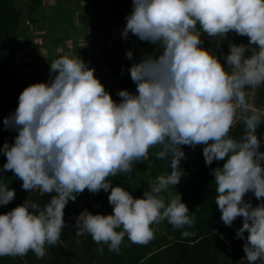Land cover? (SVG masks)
Here are the masks:
<instances>
[{
    "label": "clouds",
    "instance_id": "9594fccd",
    "mask_svg": "<svg viewBox=\"0 0 264 264\" xmlns=\"http://www.w3.org/2000/svg\"><path fill=\"white\" fill-rule=\"evenodd\" d=\"M121 36L129 34L153 45L151 53L128 68L135 91L120 89L119 101L77 56L62 55L50 63L48 81L26 86L15 111L3 126L16 132L0 146L6 162L0 174L11 172L23 190L50 199L43 205L26 199L0 213V257L37 259L55 246L67 227L64 209L85 190L108 192L110 214L82 210L75 217V234L91 235L101 247L119 253L124 237L146 245L153 225L167 221L176 229L195 224V215L180 193H162L179 184L186 159L184 147L202 146L205 165L215 184V204L225 226L237 218L236 238L244 240L248 264H264V151L258 128L264 111L254 107L248 90L264 85V0H131ZM230 33L248 44L229 42L219 55L204 46L207 36L216 46ZM240 136L230 135L237 117ZM150 150L170 162L140 197L111 178L131 176ZM261 201L253 206L245 196ZM15 198V189L0 182V207ZM183 236L195 235L184 231Z\"/></svg>",
    "mask_w": 264,
    "mask_h": 264
},
{
    "label": "trees",
    "instance_id": "16d2710c",
    "mask_svg": "<svg viewBox=\"0 0 264 264\" xmlns=\"http://www.w3.org/2000/svg\"><path fill=\"white\" fill-rule=\"evenodd\" d=\"M26 9V20L35 23L37 17L33 14L38 12L42 0H30ZM85 6L93 8L95 12H101L110 19L108 23L123 29L125 17L132 8L131 0H88ZM79 7V6H78ZM20 9L15 5L14 0H0V80L8 77L13 81V85L5 86L3 92L9 91L8 87L16 86L23 90L24 83L16 73V67L11 68L10 55L22 48V43L18 39L22 38L25 31L20 27ZM44 18V17H42ZM27 27V25H25ZM28 34V33H27ZM49 41L55 44L61 41V37H49ZM204 46L212 48L217 55L222 51L227 53L229 42L248 44L247 37L236 36L234 33L227 40L221 42V47L211 46L210 41L204 37ZM20 43V44H19ZM138 60L142 54L151 53L153 45L140 41L136 44ZM15 56V54H14ZM58 58V57H57ZM130 61V60H127ZM127 62L118 63L113 66L109 64L105 72L100 67H93L98 78H109L116 82L120 89L135 91V84L132 82L128 68L131 66ZM111 93L113 99L119 101L116 86L112 82L103 84ZM15 97H4L0 99V109L6 108ZM254 107L264 109V85L256 88ZM2 119H0V125ZM243 122L237 121L233 126L230 135L239 137L243 130ZM261 139V151H264V124L258 128ZM8 133L0 129V146L7 141L10 144ZM187 158L181 161L180 167L183 176L178 185L170 186L162 193L165 199H170L178 193L182 196V201L189 208V215H195V224L191 227L185 226L176 229L167 221L159 225H153L154 239L146 245L131 243L127 236L124 237L119 253L111 252L106 245L103 253L98 249L101 245L95 243L91 235L77 236L75 234V217L85 208L93 214H110L112 206L108 203V192L101 190L98 194L85 190L77 196L75 202L69 201L64 209V220L68 225L62 230L61 239L55 246H46L47 254L43 259H37L31 251L24 257H0V264H248L243 251L244 240L236 238V230L242 225V218H237L231 227L225 226L221 220V213L215 204V184L210 168L222 165L223 161L213 162L211 166H206L202 154V146L195 149L184 147ZM155 150H150L149 158L145 162H137L131 176L118 175L112 177L113 185H120L130 191L134 197L142 196L148 189L150 182H154L156 177L170 171V162L167 160H157L154 155ZM6 162V157L0 155V167ZM0 182L9 183V187L15 189V198L7 206L0 207V213L9 211L11 208L22 204L26 199L43 205L50 197L41 196L38 192L28 193L22 188V181L13 176L11 172L0 174ZM253 206L261 201L256 200L252 193L245 196ZM184 231L194 232L195 235L183 236ZM261 264V262H257Z\"/></svg>",
    "mask_w": 264,
    "mask_h": 264
},
{
    "label": "rangeland",
    "instance_id": "374dc122",
    "mask_svg": "<svg viewBox=\"0 0 264 264\" xmlns=\"http://www.w3.org/2000/svg\"><path fill=\"white\" fill-rule=\"evenodd\" d=\"M30 2V0H14L15 5L21 12L20 27L22 31H25V34H28L25 35L24 39H18V41H21L22 43V48L14 53L15 56L14 54L10 55V53H12V49L9 50V58H14V60L10 63L11 68L13 69V66L16 67V73L24 83V87L35 82L48 81L50 63L52 62L48 55L52 51L62 50L64 47H68L69 45L72 46L71 43L74 39L77 40L75 43L79 46L85 45L92 47L86 52L82 50L79 51L83 54V56H85L84 54L88 55V57H83L84 59L82 60L89 63L90 66L100 67L105 72L108 70V67H110L108 66L109 64H112L113 66H116L121 62H127L130 64V61H127L128 59L125 55L127 50L132 49L133 53H137L138 51L136 44L139 40L136 37L129 34L128 40H125L121 36V30L112 28L111 30H106L105 23L110 19L104 13L98 12L94 16L95 18L88 21V24L86 25L88 27H82L85 25L82 23L83 17L87 14V11L83 9H85V5L88 4V0H42L38 12L33 14V16L37 17L38 20L35 23L26 20V9ZM61 6L63 8L62 10ZM66 9L73 11V28L69 25L71 15L69 16V14H67V12L70 11H67ZM88 10H90V7H88ZM25 25H27V27H25ZM75 29L77 30L75 31ZM71 32L74 36H71ZM52 33L57 35L60 34L61 41L59 43L55 44L54 41H49L48 36L53 38ZM63 33H65V35H63ZM107 33H109L110 36ZM232 35L233 33H230L229 37ZM203 37L210 41L211 46L215 45L207 36ZM102 40L107 41V47L99 49L98 42H101ZM27 42H29L28 44L30 47L28 45L27 47H24ZM31 43L34 45L33 47H31ZM69 50L71 51H66L65 53H74L72 48ZM104 52L109 54L106 57H100L103 56L102 53ZM62 55L64 54H58L57 57ZM91 58L98 59L97 63L94 62L95 60H91ZM134 58H137L136 54H134ZM100 81L102 84L112 82L116 86V91L120 90L119 85L116 84V82L111 81L109 78L104 77L101 78ZM13 83L14 82L8 77L0 80V99L4 97L16 98L15 102L12 101L6 108L0 109V119H2L0 129L8 133L10 144L14 141L16 132L4 128L3 118L15 111L19 102V94L22 90L18 89L16 86H11L10 88L8 87L9 91L4 93L3 89L5 86L13 85ZM255 97L256 89H249L248 99L253 106H255ZM262 111H264V109ZM237 121H241L239 116L237 117Z\"/></svg>",
    "mask_w": 264,
    "mask_h": 264
},
{
    "label": "crops",
    "instance_id": "0c3cea01",
    "mask_svg": "<svg viewBox=\"0 0 264 264\" xmlns=\"http://www.w3.org/2000/svg\"><path fill=\"white\" fill-rule=\"evenodd\" d=\"M78 8V7H77ZM63 8H62V6H61V10H62ZM67 11H70V12H67V14H69V16L71 15V21L69 22V25L73 28L74 27V16H73V11L72 10H69V9H66ZM83 10H85V11H87V14L86 15H84V17H83V22L82 23H84L85 25L84 26H82V27H84V28H86V27H88V26H86L87 24H88V21H90L91 19H93V18H95L94 16L98 13V12H95L94 10H93V8H91L90 7V10H88V6H86L85 7V9H83ZM105 20V19H104ZM106 22V21H105ZM105 27H106V30L108 31V30H111V28L112 29H118L117 27H115V26H113L112 24H110V23H108V22H106L105 23ZM79 28V27H78ZM72 30V29H71ZM77 29H75V31H76ZM118 30H121V29H118ZM73 31V30H72ZM93 35H95L94 33H92ZM108 35H109V33H107ZM25 35H27V34H24L23 35V37L22 38H20L21 40L22 39H24L25 38ZM52 35H53V37H60V34L59 35H57V34H54V33H52ZM63 35H65V33H63ZM71 36H74L73 34H72V32H71ZM110 36V35H109ZM119 39V38H118ZM21 42V41H20ZM75 42H77V40L76 39H74L73 40V42L71 43L72 44V46L71 45H69L68 47H64L62 50H55V51H52L49 55H48V57H49V59L51 60V61H53V60H55L56 58H57V55L58 54H66V55H69V56H77V55H79L80 56V58L81 59H84L83 57H88V55H86V54H84L85 56H83V54L82 53H80L79 51L80 50H82V51H87V50H89L90 48H92V47H90V46H79L77 43H75ZM29 42H27L26 44H25V46L24 47H27V45L29 46V44H28ZM99 43V49H103V48H106L107 46V41L106 40H102L101 42H98ZM34 45L31 43V47H33ZM30 47V46H29ZM81 47V48H80ZM70 48H72V51L74 52L73 54H69V53H65L66 51H71V50H69ZM56 52V53H55ZM103 54V56H100V57H106L109 53H102ZM52 57V58H51ZM93 57V56H92ZM89 60V59H88ZM91 60H95L94 62H96L97 63V61H98V59H94V58H91ZM100 61V60H99ZM88 62V61H87ZM87 64H89V63H87Z\"/></svg>",
    "mask_w": 264,
    "mask_h": 264
}]
</instances>
